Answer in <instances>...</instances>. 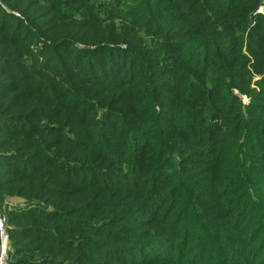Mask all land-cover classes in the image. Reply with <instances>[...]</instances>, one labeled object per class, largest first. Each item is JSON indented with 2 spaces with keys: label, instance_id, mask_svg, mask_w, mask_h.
I'll return each instance as SVG.
<instances>
[{
  "label": "rangeland",
  "instance_id": "374dc122",
  "mask_svg": "<svg viewBox=\"0 0 264 264\" xmlns=\"http://www.w3.org/2000/svg\"><path fill=\"white\" fill-rule=\"evenodd\" d=\"M139 1L117 0L120 5L117 8L114 0H79L80 9L59 5L56 13H52L50 8L53 10L57 0H0L2 148L13 136V130L6 126L12 127L13 122L16 124L17 121L10 120L17 119L16 114H19L16 107L15 111L8 113L13 107L2 105L14 94L47 92L57 100V96L62 98L74 90V99L66 113L79 109L83 103L79 96L85 97L89 104L88 108L83 105V122L88 124H83V127L99 123L107 126V120L115 122L118 116L122 120L120 125L111 128H117L118 137L109 135L107 131L103 141L102 137H99L100 140L88 139V136L82 137V128L78 124L70 129L66 127L64 136L57 138L58 141L47 142L45 126L54 122V116L43 113L45 117L40 118V123L44 132L40 130L38 134L43 145L39 148L52 152L49 157H55L53 152H57L56 164H59L61 173L55 169V164H44L45 167L38 169L41 176L35 177L38 181L35 188L40 193L36 191L32 201L27 202L28 199L15 194H5L0 199V210L9 228L12 227L10 218L15 211L26 214L17 220V225L26 232L18 239L10 238L11 255L16 254L20 258L19 264H45L52 260L49 245L40 242L53 237L41 233L50 232L45 229L52 231L60 228L53 221L59 219L54 213L64 206H59L54 198L44 194L61 192L56 189L59 186H74L69 189L64 187L67 194L79 192V185L69 175L76 167L82 168L85 174L83 186L91 191L97 190L94 184L101 171L103 175L116 176L115 187L107 191L114 196L113 200L115 195L131 196L136 193L134 187L124 182L133 186L135 182L143 181L146 186L145 179L138 177L142 171L136 170L132 178L126 176L130 164L136 159L133 154L135 148L140 152L138 160L142 154L145 156L140 169L149 166L148 174H157V180L153 176L152 181L158 187V194L151 200L143 199L142 206H111L110 203L109 206H100V210L95 212L102 220L99 225L91 231L80 225V235L75 229L64 233V239L68 240L64 241L66 247L81 236L92 239L94 244V250L89 251L84 260L83 253L87 250L82 245L75 247L77 257L73 259V264H91L92 260H96L97 264H264V185L259 182L260 179L251 184V189L243 195L236 194L238 187L230 195L202 192L204 179L197 175L198 172H204L203 176L211 187L220 179L208 169L214 163L205 164L204 159H195V153L186 155L185 150L196 142L185 147L170 145L176 141L181 144L182 138H185L181 131L189 125L194 129L197 115L202 122L206 120L204 130H210L216 139L217 145L213 149L216 161L213 162H217L218 158L221 164L229 160L231 169L222 171L223 176L225 178L234 173L232 164L240 150L234 141V134L242 117L248 118L247 122L251 125L264 124L259 117L253 121L247 113L242 114L245 107L250 106L251 92L258 89V82L264 81V66L262 69L259 67L261 63L254 66L260 58L250 56L246 42L250 29L257 36L263 35L260 26L264 24V0H232L233 6L227 13L251 14L244 18L248 23L244 35L234 29L233 35L229 32L221 35L230 39L198 43L200 46L195 48V45L192 50L185 49V44L190 41L181 42L190 29L201 22L191 23L195 20L193 17H182L183 23H188L186 31L164 32L159 25L146 28L142 17L147 11L153 15L157 13V4L147 11L142 9L137 12L133 6ZM196 1L192 0V6L196 5ZM17 2L20 5H15ZM105 7L110 10L106 11ZM214 8L212 4L208 9L211 11ZM66 20L70 21L58 23ZM215 21L221 25L218 19L210 24ZM74 25L81 26L84 33L79 35L74 30L76 27L72 28ZM198 30L189 35L193 40L204 36L197 33ZM124 35L128 41L122 40ZM130 36L132 40L128 39ZM171 44L177 45L172 51H164ZM178 48L184 52L181 59L175 52ZM217 54L219 56L215 57ZM243 58L248 60L243 61ZM17 72H20L21 78ZM128 74L130 76L126 78ZM231 75L235 78L234 82L230 79ZM246 78L248 85L243 82ZM187 81L191 87L188 86L185 91ZM120 88L124 89L122 95ZM210 101L213 102L212 107L208 106ZM136 115L139 118L134 121ZM61 120L62 117H59L56 122ZM77 128L80 133L74 132ZM174 128H178L180 133H171ZM245 129L252 131L251 127L242 130ZM248 132L246 135L254 136V133ZM116 137L117 147L109 150L108 143ZM151 138L155 140L152 145L149 144ZM165 140H170V144ZM262 142L260 146L264 147V139ZM36 144L32 140L30 145L25 146L30 159L38 149ZM52 144L57 145L51 148ZM175 150L177 161L180 160L181 164L178 169L172 165L176 161L170 160ZM162 153H165L163 159ZM248 154L251 160L258 162L256 166L260 173L257 177L263 178L264 156L255 149ZM185 158L193 162L192 171L187 168L190 174L187 178V170H182L183 166L187 167ZM61 166H65L66 170L60 169ZM192 172H196L195 179ZM177 173L180 180L185 181L180 187L174 184L178 177L174 179L173 175ZM184 202H191L193 206H185ZM257 209L260 211L258 215ZM249 210H254L255 216ZM72 226L78 225L73 223ZM32 228L39 232L32 235L28 231ZM85 239L80 242L83 244ZM62 242L58 240L56 245L64 249ZM92 244L90 248L93 249ZM77 250H81L80 257Z\"/></svg>",
  "mask_w": 264,
  "mask_h": 264
},
{
  "label": "trees",
  "instance_id": "16d2710c",
  "mask_svg": "<svg viewBox=\"0 0 264 264\" xmlns=\"http://www.w3.org/2000/svg\"><path fill=\"white\" fill-rule=\"evenodd\" d=\"M117 0H114L113 3L116 4V7L119 8L120 5ZM177 1V2H176ZM232 0H197L196 5L192 6L191 2L192 0H141L137 4H135L133 7H135V11H140L144 9L145 11L153 8V5H156V11L154 15L151 14V12L147 11L144 16L142 17V20L144 22V25L146 28H151L154 25H159V28L161 30H164V32L169 31L172 32L174 30L180 29L186 31L187 24L188 23H183L182 17H193L195 20L191 23H199L201 24L196 25L195 28H191L190 32L186 34V39L182 41L181 43L187 42L185 45V49L192 50L194 46L196 45L195 48L199 47L198 43H203L205 41H216V40H224V39H230L229 36L221 37V35L225 33H231L233 35L234 29H238L241 33L246 31L248 23L245 22L244 18L250 16V13H244V14H234V12L227 13L230 8H232ZM13 4V3H12ZM214 4L216 8L213 10H209L208 8ZM15 5H20L19 2H17ZM60 5V7L65 8L66 6L73 7L75 9H80V3L79 0H57L56 5L50 8V11L52 13H56L57 7ZM219 8H217V6ZM184 6V7H181ZM192 6V7H191ZM107 10L108 9L107 7ZM141 15V14H140ZM245 15V16H243ZM214 19H218L221 23V25L217 24L215 21L213 24H210L213 22ZM70 20L66 21H59L58 23H64V22H69ZM183 23V24H182ZM222 23L224 25L222 26ZM216 24V25H215ZM79 25H82L81 22H79ZM76 26L74 25L72 28H75ZM221 28V29H220ZM195 29H200L197 31V33H201L204 36L198 38V39H192V35ZM260 29H262V36H257L256 34L252 33V29L248 32L246 36V42L248 45V52L250 56L254 59H258L257 57L260 58V60H256L254 66L259 65L260 69L264 66V24L260 26ZM75 31L78 32L79 35H82L84 33L83 28L81 26H78L74 29ZM181 31H179L180 33ZM131 34H137V32H130ZM122 35V34H121ZM244 35V33L242 34ZM129 40H132L133 37L130 36L128 38ZM122 40L128 41L126 36L124 35L122 37ZM243 40V36L241 37V41ZM240 40L237 41V44L239 43ZM177 44H171L170 46H167L164 51H172L174 46ZM198 45V46H197ZM131 47V45H129ZM184 47V46H182ZM184 49V48H183ZM177 57L180 59L184 56V52L182 53L179 51V48L175 51ZM233 55V54H231ZM138 56V55H137ZM219 56L218 54L215 56ZM222 56V54H221ZM248 60V58H243V61ZM242 62V61H240ZM243 63V62H242ZM244 65V64H242ZM245 66V65H244ZM246 67V66H245ZM255 69V68H254ZM244 72L246 70H243ZM231 73V72H229ZM19 78L20 72H17ZM227 72L225 73V78L227 79ZM244 74H242L243 76ZM248 75V74H247ZM130 74L127 75L126 78H128ZM241 77V76H240ZM246 77V76H245ZM230 79L235 81V78L231 75ZM25 82V81H24ZM244 84L248 85L249 80L246 78L245 81H243ZM131 83V82H130ZM129 84V83H128ZM127 84V85H128ZM186 89H189L191 87V83L187 81L186 83ZM189 86V87H188ZM74 90L70 93H66L63 95L62 98L54 95H50L49 93L42 94V92H35L33 94L29 95H15L8 100V102H4L2 106L5 105H10L11 110H9L8 113H11L12 111H15V107L19 110V114H16L18 117L17 119H13L10 121H17L16 124L13 122L12 127L6 126L8 129L13 130V136L10 138L8 141H6L4 148L0 146V176L2 178L0 179V199H3V195L5 194H15L17 196L24 197L25 199H28L30 202L32 201L37 192L35 188V185L38 184V181L35 180V177L37 175L40 177V173L38 169L45 167L51 164H55V169L59 172V164L57 163V156L56 151L53 152V155L55 157H49L48 155L52 156V152H48L47 150H44V152L39 146H42V140L38 138V134L40 133V130L42 129V125L40 123V118L45 117L44 112L47 114H51L54 116V122L47 124L45 126V129H47V132L44 133V137L48 141L55 140L58 141L57 138H61L65 134V128L67 127L68 129L76 127L78 124L81 126V133L79 132L78 128L75 129L76 133H80L82 137L88 136V139H94L97 140L99 137H103L107 131L109 132V135L111 136H117L118 135V130L117 128L111 129L116 125H120L122 120L121 117L118 116L115 120H107V126H104L103 123H99L97 125H92L89 124L85 127H83V124H88L83 122V105L88 108L89 102L85 97L79 96V99L83 101V103L80 104L79 109H75L71 111L70 113H66V110L70 103L74 99ZM121 95L124 93V89L120 88ZM189 93V92H187ZM186 93V94H187ZM250 93V91H249ZM58 95V94H57ZM252 100L250 103L249 107H245V111L242 112V114L247 113L249 118H252L253 121L257 120V117H259L260 120H262V123H264V81L263 82H258V89L253 90L251 92ZM208 106L212 107L213 102L210 101L208 102ZM1 106V107H2ZM51 111V112H49ZM251 113V114H249ZM3 115V114H1ZM12 114H8V116H11ZM125 115H129V113H126ZM4 116V115H3ZM52 116V117H53ZM59 117H62V120L60 123L56 122ZM204 117V116H203ZM139 118V116H135L133 119L136 121ZM130 119V118H129ZM201 118L199 116H195V122H194V129L191 127V125L188 126L186 130H182L181 133H184L185 138H182L181 144L177 141L174 142L173 144H170V140H165V143H168L173 146L177 145H184V147L188 144H192V142H196V144H193L191 148H188L185 150L186 155H190L191 153H195L193 156L195 159H204L205 164L209 163L212 165L214 163V166L211 168H208L211 171H214V174L218 176L219 181L217 182L216 185L214 186H209L206 182L207 178L203 176L204 172L200 171L198 172V176L202 177L201 179H204L202 185H204V188L202 192L205 191H212L214 194H221V195H230L233 193L234 189L238 187V192L236 194H244L246 190L251 189V184L255 183V181H258L260 179V183L264 185V177L263 178H258L257 176L259 175V170L256 161L251 160V156L248 154L249 151L252 149L257 150V152L262 153L264 156V147L260 146L262 140L264 139V124L262 126L257 124H248L247 119H244L242 117L241 122L237 126L235 130V136H234V141L237 142V145L239 147V155H237V158L233 161V168L234 173L229 174L224 178L222 171H225L226 168H228L230 171V161L225 160L223 164L220 163V158H218L217 162L216 161V153H215V146L216 144V139L213 135L210 134V130L205 129L206 126V120L203 119L200 120ZM135 123V122H133ZM203 123V124H202ZM242 123V125H240ZM65 124V125H64ZM54 126L53 128H46L47 126ZM64 125V126H63ZM202 125V126H201ZM246 127H251L252 131L245 129L244 131L242 130L243 128ZM5 130V128H4ZM249 131L248 133H254V136L246 135V132ZM44 132V130H43ZM172 132H178L180 133V130L178 128H174L173 130L170 131ZM118 137V136H117ZM117 137L110 141L108 143L109 150H112L113 147H117V144H115L118 140ZM191 137V138H190ZM258 139V140H256ZM34 140L37 142L38 149L36 150L35 154H33V159L28 158V155L26 154V147L30 145V143ZM100 140V139H99ZM155 142L153 138L150 139L149 144L152 145ZM103 143V142H102ZM48 144V143H47ZM116 145V146H110V145ZM57 144H52L50 147H55ZM263 145V144H262ZM9 146V149H6ZM47 147V146H46ZM50 148V149H51ZM3 149V150H1ZM197 149V150H193ZM235 149V146H234ZM47 153V154H46ZM139 151L134 148L133 154H135L136 159L132 161L130 164L129 168L130 170L126 172V176L128 178H132L135 171L139 170L142 171L141 174L138 175L139 179L144 180L145 185L143 181L135 182V184H130L129 182H124L127 186H131L132 188L134 187L136 190V193L131 195V196H126L125 194L122 195H115V199L113 200L112 194L107 192L108 190H111L115 187L116 185V176H110V175H103V171L100 172V175L98 178H96V182L94 186H97L96 191H91L89 189L84 188L83 183H85V174L82 172V168L76 167L74 171H72L69 175L74 179L77 184L79 185V192H72V194H67L64 191H66V188L74 187V186H59L56 189H60V191H55L54 193H47L44 194V196H50L54 198L55 202L59 206H64L59 212H55L54 215L58 216L59 219L57 218L56 220H53L54 222H57L56 227H60L59 229L56 230H48L50 232H42L41 235L43 234L44 236H49L53 237L51 240L48 239L46 242H40L41 240H37L40 243L43 244H48V251L52 253L50 256L52 260L48 262L49 264H73L74 262L73 259H75L77 256L74 254V248H80L81 245L85 248L86 253H83V260L88 256L89 251L94 250V244H92V239H85L82 236L79 239H74L73 242L70 243L68 247L64 246L66 242L68 241L64 239L63 234L64 233H69L70 229H75L76 233H79V235L82 233V230L79 229V226H83L84 229L87 231H91L94 226L99 225L101 223L100 217L95 214V212L100 210V206H109V203L111 206H142V200L143 199H148L151 200L156 195L158 194V190L156 185L152 181V177L157 180V174L153 173L149 175L147 172L150 167L147 166V169H143L139 167V165H142V160L145 158L144 154L141 155V159H139ZM202 153H208V154H202ZM177 150L174 151L172 156L170 157L171 161H176L172 162V165H174L175 169H178L181 164H179L180 160L177 161ZM165 157V153H162V159ZM180 158V157H179ZM181 159V158H180ZM185 164L186 168H182L183 171L185 169L187 170L190 169L192 171L193 168V162H189L187 158H185ZM50 164V165H51ZM147 164H144L146 166ZM183 165V164H182ZM53 167V166H52ZM60 169L63 171L66 170L65 166H61ZM153 169V166H152ZM188 174H185V177L187 178L189 174V170L186 171ZM194 173L192 172L191 175L194 177ZM10 174V176H7ZM62 175V174H61ZM171 175V174H170ZM178 180L174 182V184L177 185V187L183 185L185 183L184 180H180L179 173L174 174L173 178H177ZM263 180V182H262ZM230 181H232L228 186ZM135 185V186H134ZM66 187V188H64ZM37 191V192H36ZM40 193V192H39ZM43 193V192H42ZM80 194L79 196L75 197L74 199H71L74 195ZM53 194H56L54 196ZM32 195V196H31ZM192 196V195H191ZM189 196V197H191ZM70 197V198H69ZM133 198H137L135 200H132ZM252 200V199H251ZM185 206H193L191 202H184ZM70 206V207H67ZM252 209V208H250ZM252 213V216H255L254 210H249ZM260 211L257 209L256 215H258ZM24 215V216H23ZM25 213L22 211H15L11 218L10 222L12 224V227L9 228V236H11L14 239H18V237H21L26 230L23 229V227H19L17 225V220L18 218H24ZM34 215V214H32ZM32 215H27V216H32ZM73 223L75 226L73 227ZM261 223V222H260ZM259 223V224H260ZM41 229V227H39ZM29 233L32 235H35V233L39 232L38 230H34L33 228L28 230ZM82 239H85L86 241L82 244L80 241ZM58 240L63 241L61 243L62 248L61 249L56 243H58ZM91 244L93 246V249L90 248ZM78 252L77 255L80 257L81 250H77ZM16 254L11 255V261L10 264H19L20 258ZM97 257V254H95L94 258ZM87 259V258H86ZM91 264H97L96 260L90 261ZM45 263V264H48Z\"/></svg>",
  "mask_w": 264,
  "mask_h": 264
},
{
  "label": "built area",
  "instance_id": "2783aa9c",
  "mask_svg": "<svg viewBox=\"0 0 264 264\" xmlns=\"http://www.w3.org/2000/svg\"><path fill=\"white\" fill-rule=\"evenodd\" d=\"M9 227L6 217L0 210V264H9L11 261Z\"/></svg>",
  "mask_w": 264,
  "mask_h": 264
}]
</instances>
